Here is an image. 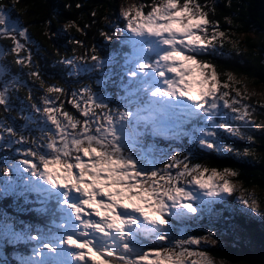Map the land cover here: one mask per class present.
Here are the masks:
<instances>
[{"label": "snow or ice", "instance_id": "6c2138e0", "mask_svg": "<svg viewBox=\"0 0 264 264\" xmlns=\"http://www.w3.org/2000/svg\"><path fill=\"white\" fill-rule=\"evenodd\" d=\"M75 7L83 5L77 3ZM143 8L131 5L121 11L127 28L140 38L133 41L134 55L129 62L134 66L127 72L130 84L139 86L130 93L135 101L121 111L110 107L106 98L90 86L69 92L59 84L48 85L36 68L31 48L26 47L31 41L28 28L8 14L7 6L0 5V39L13 41L10 52L17 57L15 63L21 68L28 66V75L39 80L44 89L39 103L29 93L39 135L20 132L6 123L5 117L0 121V140L25 146L17 172L35 178L29 179L28 190L43 198L44 207L39 211L52 217L62 213L64 223L56 224L53 219L52 224L70 229L68 234L55 235L50 227L43 236L29 237L43 247L34 249V255L40 258L27 264H48L49 259L70 264L69 257L75 264H216L208 252L193 247L217 244L215 233L176 238L174 221L199 220L215 202L205 198L236 191L231 178L239 173L230 167L221 170L194 163L189 154L180 152L160 151L157 162L155 157L150 158L154 146L145 147L142 138L150 126L152 135H189L201 148L217 153L236 151L221 141V129L233 137L254 140L229 122L249 123L255 111L244 103L249 97L234 87L241 81L232 72L221 73L216 64L204 59L222 55L225 41L238 51L237 41L229 35L230 28L225 31L219 21L209 18L214 7L199 0H157L147 12ZM227 23L231 25L232 20L227 19ZM74 26L83 31L74 21L65 25L69 29ZM104 36L117 38L107 33ZM73 43L79 45L81 41ZM8 52L0 47V56ZM21 52L25 54L21 56ZM148 53L157 58L148 62ZM81 60H85L83 55L64 57L61 63L79 72L77 62ZM87 60L95 62V67L104 64L94 47ZM5 72L6 68L0 66V76ZM7 92L5 84L0 90V106L6 111L10 110ZM69 96L68 102L82 118L65 108L64 97ZM218 115L222 122H218ZM199 121L208 124L198 128ZM186 124L192 125L191 131L184 130ZM0 172L10 175L8 167ZM240 200L259 208L254 196H241ZM50 201L55 204L50 205ZM146 241L162 243L147 247ZM45 249L57 255L46 258Z\"/></svg>", "mask_w": 264, "mask_h": 264}, {"label": "trees", "instance_id": "16d2710c", "mask_svg": "<svg viewBox=\"0 0 264 264\" xmlns=\"http://www.w3.org/2000/svg\"><path fill=\"white\" fill-rule=\"evenodd\" d=\"M142 1L144 4L149 1L146 2V6L143 5L145 12L154 3V0ZM199 2L207 4L209 8L214 7L209 18L219 21L220 28L225 31L230 28L229 35L232 40L237 41L238 48L237 51L231 43L225 41L220 50L222 55L217 53L204 59L216 64L221 73L232 72L237 80L241 81L239 84H234V87L239 88L249 97L244 103L255 108L256 114V107H261L263 104L259 95L248 83L261 84L264 88V0H199ZM77 3L82 4L83 7L76 8ZM121 3V0H0V5L7 6L8 14L28 28L31 41L26 47L31 48L36 68L48 85L59 84L69 92L86 85L90 86L97 94L106 98L110 107L123 111L124 102L128 104L130 101H135V96L130 93L139 86L132 83L128 94L127 72L133 64L129 62L134 55L133 41L140 38L127 28V21L121 15ZM67 5L71 7H66ZM93 12L96 13L95 16L92 15ZM227 19L232 20L231 25L227 23ZM49 21L50 23H47ZM69 21H74L83 31H79L75 26L71 29L66 28L65 25ZM117 29L121 31L117 32ZM104 33L117 38L106 39ZM19 39L22 43L25 42L23 37ZM75 40L81 43L74 44ZM2 43L6 45L5 49L9 50L8 56L1 60L7 71L5 74L15 75L17 81L6 93L10 110L6 111L0 106V121H4L6 117L5 122L20 132L26 135H39V129L33 123L36 114L31 108L29 93L39 103L44 95V89L40 87L39 80L28 75V66L21 68L15 63L17 57L10 52L13 41L4 38ZM144 46L147 48V44ZM93 47L96 49V54L104 61L102 67H95V62L87 60L92 54ZM24 54V52L20 53L21 56ZM81 55L85 60L77 62L79 72L75 71L74 66L61 63L64 57L75 58ZM153 55L154 53H148V62L156 59ZM221 79H226V76H222ZM64 100L65 108L82 118L78 110L68 102L70 96L64 97ZM144 100H147V96H144ZM131 106L135 110V103ZM26 117L28 119H25ZM217 120L222 122L219 115ZM207 124L206 121H199L196 126L205 127ZM191 128L192 125L189 124L188 131H191ZM238 128L241 129V122L238 123ZM29 129H33V132H29ZM219 131L224 134L220 137L221 141L230 144L236 151L217 153L201 148L189 135L178 138L152 135L150 126L142 141L156 147L159 153L160 151L171 154L187 153L194 163L221 170L230 167L239 173L238 177L231 178L236 183L237 190L231 194L225 193L221 200H214L215 202L210 206L211 211H206L199 220L194 221L198 226L187 227L186 230H191L197 237H202L208 234L203 227L204 224L207 223L208 228H217L223 234L225 241L217 240L218 243L215 245L206 244L198 248L214 258L222 259L223 263L264 264V229H261L264 227L263 210L257 211V208L251 207L250 210L238 198V195L245 198L254 196L264 206V133L259 135L257 141H249L233 137L222 129ZM193 135L198 136L199 133ZM0 143L5 144L0 145V169L8 167L12 177L17 178L15 189L10 188L11 185L8 183L3 187L4 189H0V224L3 225L0 231L3 237L8 236L6 242L3 241V247L4 250L6 249L9 264H19L8 252L18 248L23 254L30 255L26 258L39 259L40 257L34 255V249L43 247V244L29 237L43 236L50 227L52 234L61 235L64 228L55 227L52 220L55 219L56 224L64 223L60 218L63 214L57 212L56 216L52 217L48 212L39 211L44 207L41 202L43 198L40 194L28 190L29 179L35 178L27 176L30 175L29 173L17 172L16 165L23 159L22 152L25 146L14 141L5 143L0 140ZM250 147L253 148V154ZM241 162L245 163L242 168H240ZM0 174L3 175L2 172ZM205 199L212 200L209 197ZM49 204L54 205L55 201H50ZM244 224L248 228L247 231L243 230ZM233 230H236L238 235ZM257 231L263 238L260 247L262 257L248 258L245 255V253L249 254L246 245L253 242L251 233ZM13 233L18 236H13ZM52 243L55 245L56 242L53 240ZM160 243L162 242H149L146 246L157 247ZM44 254L49 256L51 252L45 249ZM28 261H21L20 264H27Z\"/></svg>", "mask_w": 264, "mask_h": 264}, {"label": "rangeland", "instance_id": "374dc122", "mask_svg": "<svg viewBox=\"0 0 264 264\" xmlns=\"http://www.w3.org/2000/svg\"><path fill=\"white\" fill-rule=\"evenodd\" d=\"M121 1H122V3H121V11L123 9L131 6V5H137V6L145 5L146 6V2L147 3L149 2V1H146L145 4H144V2L142 0H121ZM156 1L157 0H154V2H156ZM2 40H4V39H0V47L5 48L6 45H4L2 43ZM6 56H8V54L4 55V56H0V66L4 67V65L1 63V60L5 59ZM133 66H134V64H131V67H133ZM16 81L17 80L15 78V75H13V74H12V76H9L7 74H5L2 77L0 76V90H3V86L5 84H7L8 91L11 90L12 85ZM248 84L250 85L252 90H254L259 95V98L261 99V102L264 105V88H263V86L261 84H259V85L250 84V83H248ZM131 87H132V84H130V82H129V84H128V94L130 92ZM128 104H126L124 102L123 110H124L125 106L128 105ZM256 109H257L256 114H255V111H253L251 113V118H250V122L249 123H245L244 124L242 121H236V120H230L229 121L235 127H238V123L241 122V131L243 133H245V135H247V136L254 137V140H252V141H257V138H259V135H262L264 133L263 132V130H264V112H263L264 111V107H258L257 106ZM257 126H259V127H257ZM188 129H189V124L184 125V130L188 131ZM223 136H224V134H222V132H220V137H223ZM189 137L192 138V136H189ZM0 145L4 146L5 144L4 143H2V144L0 143ZM250 148H251V152H252L253 148L252 147H250ZM252 154H253V152H252ZM243 162L240 163V168L244 167L243 165L245 163H243ZM6 183H8V185H11L10 188H14L15 189L14 186L17 183V178H13L11 174L8 175V176L0 174V189H4L3 187L6 186ZM224 194H221L220 197L210 198V199H212V200H221V197H223ZM240 197H241V195H238V198H240ZM257 203H258V201H257ZM246 207H247V205H246ZM263 207L264 206H260L259 205V209H261ZM194 221L195 220H190V221H187L186 223H185V221H183V222L174 221V224L176 226L174 228L173 234L176 236V238H183V237H187V236H196L191 230H186L187 227H197L198 226V224L196 222H194ZM75 223L78 224L79 222H75ZM203 227L206 229L207 232L211 231V232L215 233V237L214 238H216L217 240H220L222 242L225 241L223 239V234L221 232H219L217 230V228H208L207 223L204 224ZM1 229H3V225L0 224V230ZM261 229H264V227L261 228ZM193 247H195L196 250H201L197 246H193ZM71 250L72 249L69 247V251H71ZM44 257L49 258L48 256H44ZM214 260L216 261V264H221V262H223L222 259H218V258H214ZM49 261H50V259H49ZM69 261H70V264H75V262L72 261L70 257H69ZM223 264H226V263L224 262Z\"/></svg>", "mask_w": 264, "mask_h": 264}, {"label": "clouds", "instance_id": "9594fccd", "mask_svg": "<svg viewBox=\"0 0 264 264\" xmlns=\"http://www.w3.org/2000/svg\"><path fill=\"white\" fill-rule=\"evenodd\" d=\"M154 58H157L156 55L154 56ZM258 203H259L260 206H263V204L260 201H258ZM250 207L253 208V209H256V207H254V206L247 205V208L248 209H250ZM256 210L257 211L258 210H261V211L263 210V213H264V207L261 208V209L257 208ZM243 230L244 231H247L248 230V228L245 226V224H244V229ZM233 231H236V230H233ZM173 232H174V230H173ZM236 235H238V232L237 231H236ZM251 237H252L253 242L246 245L247 246V249L249 248V254H246L245 253V255L248 258H260V257H262L260 247L263 244L262 243L263 242V238L261 237L259 231L252 232L251 233ZM6 239H8V236L6 235L5 237H3V234L0 231V264H9V262L7 260L8 258H7L6 249L4 250V247H3V241L6 242ZM148 243H149L148 241L145 242V244H148ZM157 244L158 243H156V245ZM250 253H253V255H251ZM8 254H10L13 257L14 260L18 261L19 264L21 263V261H28V260H30V258L29 259L26 258L27 256H30V255L23 254L22 251L20 249H18V248L11 249L8 252ZM56 255L57 254H55V253H51V255H49V256L46 255V254H44V256H48L49 258L50 257H55ZM50 263L51 264H57V261L50 259V261L48 262V264H50Z\"/></svg>", "mask_w": 264, "mask_h": 264}]
</instances>
